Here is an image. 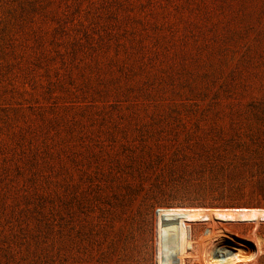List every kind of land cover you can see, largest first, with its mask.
<instances>
[{
    "label": "rangeland",
    "instance_id": "rangeland-1",
    "mask_svg": "<svg viewBox=\"0 0 264 264\" xmlns=\"http://www.w3.org/2000/svg\"><path fill=\"white\" fill-rule=\"evenodd\" d=\"M0 264H264V0H0Z\"/></svg>",
    "mask_w": 264,
    "mask_h": 264
}]
</instances>
